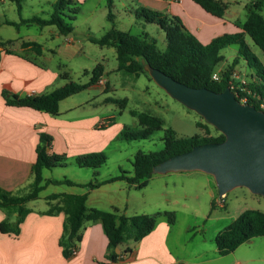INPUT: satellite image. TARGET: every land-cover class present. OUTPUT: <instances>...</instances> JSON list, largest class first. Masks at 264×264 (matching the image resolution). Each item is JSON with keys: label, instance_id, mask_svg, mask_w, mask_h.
Wrapping results in <instances>:
<instances>
[{"label": "trees", "instance_id": "16d2710c", "mask_svg": "<svg viewBox=\"0 0 264 264\" xmlns=\"http://www.w3.org/2000/svg\"><path fill=\"white\" fill-rule=\"evenodd\" d=\"M15 3L18 13L21 11L22 0H11ZM209 13L222 17L224 16L227 3L222 0H193ZM75 0H55L53 10L47 18L37 15L28 18H20L19 21L5 20L4 23L14 26L37 25L39 27L54 26L62 35H68L73 31L72 22L78 14V7ZM108 20L111 27L100 37L89 36L88 39L99 46H111L115 50L118 71L139 76L144 74L151 79L143 69L142 60L152 67L160 69L166 75L182 82L188 86L201 88L205 87L216 92H220L228 87L230 74L239 60H243L245 65L251 69L248 74L245 88L249 91L247 103L261 109L259 103H264V61L260 60L251 50L245 40L247 35L252 43L256 45L264 56V17L260 11L264 8V0L255 4L247 10L245 20L238 26L239 31L234 33H224L217 36L207 44L200 43L190 34L181 21L174 16H163L158 12L136 8L133 13L136 16H143L146 20L157 23L165 35V49L160 50L154 38L145 33L132 34L129 31L120 30L115 27L114 15L111 12L112 0H107ZM39 47L34 41L23 42ZM235 45L236 55L224 69L220 71L219 82L211 80V74L216 66L222 61L221 50ZM0 46H4L0 42ZM10 53V50L6 49ZM103 66L97 63L91 70V75L87 82L78 83L68 79V73H60L62 79H68L64 84L48 92L39 95H17L9 90L2 89L1 95L8 106L29 107L37 111H43L51 115L59 114V102L70 95H73L89 86L95 84L103 76ZM245 94V93H244ZM238 98L240 96H237ZM107 101L117 103L121 108L126 104V99L107 98ZM264 110V109H262ZM130 114L135 116L141 125V130L129 132L123 129L120 138L126 141L147 139L155 131L163 127V119L148 112H138L130 110ZM113 124V117L101 125V129ZM197 127L202 130V134L190 137L178 138L171 128H166L162 137L163 148L160 151L136 152L132 161V173L121 171L120 174L107 178L105 182L125 180L130 186L136 189L146 187L151 176L152 166L175 154L185 152L193 146L220 142L224 135L217 129L204 121L197 122ZM214 131V132H212ZM51 135L39 132V140L36 146V158L30 168L31 181L24 187L27 191L11 192L0 188V209L6 215L14 214L11 221L7 216L0 221V231L3 233H19L20 223L31 211L27 203L37 199L39 192L49 183L74 185L70 180L44 179L42 171L55 167H64L65 154H51ZM106 160L104 153L93 152L91 154L77 155L74 158L75 164L79 167H92L97 169ZM101 182H88L81 184L87 187H96ZM86 194L52 193L46 196L48 201L58 199V202L51 203L43 211L44 214H55L64 212V222L62 232L59 237V245L62 247L64 257L73 255L72 250L81 239L80 229L84 222L97 221L102 225L107 238V248L105 258L108 262L104 264H114L123 253L129 248H124L120 253L115 249L129 240L140 241L155 226L158 216H164L169 224H173L175 216L172 211H158L153 215L137 213L126 215L118 208L101 210L88 208L86 206ZM215 200L211 202L210 208L215 207ZM264 237V212L259 209L248 208L243 210L228 225L222 228L214 237L217 252L225 255L235 250L242 243L255 238Z\"/></svg>", "mask_w": 264, "mask_h": 264}, {"label": "crops", "instance_id": "0c3cea01", "mask_svg": "<svg viewBox=\"0 0 264 264\" xmlns=\"http://www.w3.org/2000/svg\"><path fill=\"white\" fill-rule=\"evenodd\" d=\"M75 1L77 2L78 13L85 10L89 18L84 23L87 31H81V37L91 42L88 37L92 36L90 33L95 21V18H92L96 10L95 6H98L102 17L104 16L107 21V0L104 3L101 0H93L95 6L88 9L84 6L92 0ZM222 1L227 3L226 12L222 17L209 13L193 0H112L111 8L117 4L124 9V12L133 13L136 8L143 7L163 16L177 17L185 29L200 43L207 44L219 35L239 31L238 26L245 20L247 10L260 3V0ZM54 2L55 0H22L21 11L18 13L13 1L0 0V42L4 44V46H0V188L11 192L20 191L31 181L30 168L36 158L35 150L39 140V132H45L52 137L49 153L76 154L98 148L100 145L99 133L96 134V130H100L101 125L105 123L99 119L100 113L97 110L88 113L78 111L84 108L87 101L72 104L62 109L63 99L59 102V114L54 116L29 107L8 106L1 95L2 89L17 95H39L50 91L52 84L58 79V76L60 77V74L52 69V55L60 57L64 54L74 55L82 49L83 44L78 39L79 36L77 39L75 36L65 38V46L46 47L42 42L37 41L29 31L32 25L22 24L16 27L4 23L5 20L17 22L20 18H28L33 15L47 18L53 10ZM155 24L159 27L157 23ZM99 25L103 33L110 29V25L105 24L103 20ZM5 27H12L14 32H5ZM43 28L39 27L40 31H43ZM23 29L26 32L21 35ZM60 35L62 34L54 27L44 35V39L59 38ZM29 41L36 42L39 47L23 44V42ZM6 49L11 52H6ZM99 81L106 80L102 76ZM99 81L91 86H97ZM91 135L94 137L93 140L90 139ZM131 173L129 172V174ZM153 175L146 187L150 185V181H154L155 176ZM204 175H206V182H204L203 187H207L211 204L214 200L216 202L218 193L212 176L206 173ZM43 178L51 179L49 177ZM107 178L99 181L101 183L96 187H85L80 191L73 189L64 191L63 188L62 191L40 195L48 185L54 183L47 184L38 195L45 201V207H31L28 202L27 206L31 208V211L20 223L19 233L15 235L0 231V264H104L108 262L105 258L108 241L100 222H84L80 229L81 239L77 243L76 253L64 257L62 247L59 245L64 212L60 211L52 215L42 213L51 203L58 202V199L48 201L46 196L49 194L85 193L88 208L110 210L116 207L124 214L129 215L127 213L128 194L114 195L112 187L116 186L117 191L121 192L123 188L128 190L132 186H125V188L122 184H127L125 180L102 183ZM156 183L162 185L163 188H167L169 185L168 181ZM59 184L64 185V183ZM158 211L161 210L154 211V213L136 211L134 214H155ZM6 216L11 221L15 218L14 214L6 215L0 209V221ZM173 226L174 223L169 224L166 217L158 216L154 228L140 241L129 240L117 247L118 253L124 248L129 249L114 264H177L178 262H182V264H251L253 262V259L245 260L237 254L240 245L225 255L218 254L217 248H215V254L209 256L197 254L193 260L180 257L173 253L168 245ZM252 239L246 243L251 242ZM249 257L252 256L249 255Z\"/></svg>", "mask_w": 264, "mask_h": 264}, {"label": "rangeland", "instance_id": "374dc122", "mask_svg": "<svg viewBox=\"0 0 264 264\" xmlns=\"http://www.w3.org/2000/svg\"><path fill=\"white\" fill-rule=\"evenodd\" d=\"M101 1L104 3L106 0ZM94 2L93 0L89 1L84 7L86 9L94 7ZM95 8L92 17L95 18V21L92 24L90 34L100 37L103 33L99 25L101 20L110 27L111 22L106 21L104 16L102 17L98 6H95ZM111 12L116 18L114 20L115 27L129 31L132 34L145 33L155 39L160 50L165 49L164 33L153 21L146 20L143 16H136L132 12H124V9L117 4L111 8ZM260 13L264 17V8ZM88 19L85 10L79 12L72 22V33L48 40L44 39V35L50 29H54L53 26H46L43 31H40L36 25H32L29 29L37 41L42 42L46 47L52 48L65 46V38L75 36V39H77L79 36L78 39H80L83 47L77 54H64L61 57L52 55V69L58 74L67 72L69 80L78 83L87 82L94 66L97 63H101L103 66V76L106 81H99L97 86H91L70 95L64 99L61 108L65 109L69 105L87 101L84 108L78 110L79 112L88 113L97 110L100 113L99 119L104 122L108 121V117H113V124L104 129L96 130V134L99 133L100 145H98V148L76 154H65L64 167H55L43 171V177L70 180L74 185L65 183L64 185L50 184L40 195L62 191L63 188L64 191L68 189L80 191L87 187L81 184L99 182L109 176H116L121 171L132 172V161L136 152L148 153L162 150V137L166 128H171L178 138L202 134V130L197 127V122L204 121L200 115L172 98L164 89L144 74L135 76L124 71H118L113 47L99 46L81 37V31H87L84 23ZM24 29L21 31V35L26 32ZM4 30L5 32H14L12 27H5ZM245 40L253 53L264 61L262 51L252 43L247 35ZM236 51L237 47L235 45L222 49L223 59L215 70L221 71L231 63ZM57 65L59 67H56ZM232 70L244 75L246 79H248L247 73H251V69L245 65L243 60H239ZM68 79H61L58 76V79L52 84L51 90L61 86ZM112 97L125 98V106L121 108L117 103L107 101V98ZM130 110L148 112L160 117L164 122L163 127L155 130L147 139L129 141L121 139L120 132L123 129L133 132L142 128L137 118L130 114ZM93 138L91 135L90 139L93 140ZM93 152H102L106 157L105 162L100 167L94 169L92 167H79L75 164V156ZM153 176H155V179L150 181L148 187L136 189L130 186V189L123 188V191L119 192L117 187L113 186V194L118 196L128 194L127 213L129 215L134 214L136 211L148 213H154L157 210L172 211L175 221L168 239V245L171 251L180 257L193 260L197 254L202 256L215 254V235L235 219L241 211L253 208L264 212V196L252 193L244 186H236L228 190L221 198V204L216 203L215 207L211 209L207 187H203L204 182H206V175L198 170L168 172L154 174ZM158 181H168L169 185L167 188H163L162 185H157L156 182ZM122 184L124 187L129 186L128 183V185L126 183ZM21 191H27V188L23 187ZM184 195L186 196L183 197ZM29 206L43 208L45 207V201L39 197L34 201H30ZM237 254L245 260L253 259L251 264H264V257H262L264 256V237H255L251 242L242 243L237 249Z\"/></svg>", "mask_w": 264, "mask_h": 264}, {"label": "water", "instance_id": "95a60500", "mask_svg": "<svg viewBox=\"0 0 264 264\" xmlns=\"http://www.w3.org/2000/svg\"><path fill=\"white\" fill-rule=\"evenodd\" d=\"M141 62L159 87L224 135L160 161L151 173L198 170L212 176L219 196L236 186L264 196V110L240 102L229 87L216 92L188 86Z\"/></svg>", "mask_w": 264, "mask_h": 264}, {"label": "built area", "instance_id": "2783aa9c", "mask_svg": "<svg viewBox=\"0 0 264 264\" xmlns=\"http://www.w3.org/2000/svg\"><path fill=\"white\" fill-rule=\"evenodd\" d=\"M221 79L220 70H215L211 74V80L214 82H219ZM247 83V79L244 75L238 74L237 71L232 70L230 74V81L228 82V87L235 93L236 97L240 96L238 100L242 103H247V96L249 91L244 87ZM245 93V94H244ZM261 109H264V103H259ZM223 195L217 197L216 203L221 204V198ZM72 253H76V247L73 248Z\"/></svg>", "mask_w": 264, "mask_h": 264}]
</instances>
